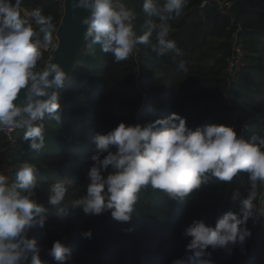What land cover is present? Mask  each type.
I'll return each mask as SVG.
<instances>
[{"label": "trees", "instance_id": "obj_1", "mask_svg": "<svg viewBox=\"0 0 264 264\" xmlns=\"http://www.w3.org/2000/svg\"><path fill=\"white\" fill-rule=\"evenodd\" d=\"M228 2L225 6L217 0H190L183 15L171 21V38L184 53V71L177 70L171 53L156 57L143 45L135 58L115 63L99 44L85 39L70 79L59 90L60 125L45 118V147L38 153L29 150L22 129L13 131L11 138L0 133V164L13 165V179L14 166L23 160L35 162L40 170L37 197L47 207L48 220L30 235L42 246L45 264H57L46 252L57 239L71 249L69 264H171L185 254L190 238L182 232L194 219L214 225L218 215L237 210L238 202L229 203L226 198L237 187L247 194L246 175L231 183L212 178L182 202L149 186L139 194L128 223L114 220L110 211L86 216L82 210L69 208L67 215L58 217L46 205L48 186L57 181L68 186L69 202L84 194V170L91 163L88 157L95 147L94 135L106 133L121 121L143 124L176 112L187 117L193 129L217 122L234 126L245 138L264 135V0ZM127 6L137 13L134 31L142 35L146 30L142 0H127ZM23 7L27 12L41 8L44 15L54 17L56 26L62 16L56 0H24ZM234 34L241 63L229 72ZM50 50L44 52L41 64ZM259 199L264 200V189ZM248 227L252 236L244 251L239 245L231 256L216 250L212 255L215 264H264V227L259 219H250ZM88 229L92 238H82Z\"/></svg>", "mask_w": 264, "mask_h": 264}, {"label": "clouds", "instance_id": "obj_2", "mask_svg": "<svg viewBox=\"0 0 264 264\" xmlns=\"http://www.w3.org/2000/svg\"><path fill=\"white\" fill-rule=\"evenodd\" d=\"M190 0H142L145 31L137 35L135 13L127 0H72V8L88 11L81 23L86 25L85 39L99 44L115 63L135 58L140 46H149L156 57L171 53L178 71L186 70L184 53L171 38L173 24ZM24 0H0V132L9 135L23 130L22 139L29 150L38 153L45 147V118L62 121L60 89L70 79L58 62L43 64L44 52L56 49L52 37L54 17L41 8L27 12ZM153 17L158 18L154 20ZM23 94L21 95V91ZM91 161L84 170L87 180L83 195L68 201L69 188L57 181L47 189L46 205L58 217L69 208L86 216H100L110 211L121 223L131 221L142 189L151 187L168 198L183 201L198 193L212 178L231 183L247 177L244 195L235 188L226 200L237 203L216 217L215 223L194 219L182 232L190 238L185 254L171 264H215L213 252L223 250L231 256L237 245L252 236L248 221H261L264 227V135L245 138L234 126L217 122L197 126L187 124V117L173 112L143 124L121 121L106 133L97 132ZM14 179L0 170V264H45L42 246L30 235L33 228H44L47 207L37 197L41 189L39 168L23 160L14 166ZM131 231V229H128ZM92 230L81 233L91 239ZM208 249H211L209 251ZM57 264H69L71 249L57 239L46 249Z\"/></svg>", "mask_w": 264, "mask_h": 264}, {"label": "water", "instance_id": "obj_3", "mask_svg": "<svg viewBox=\"0 0 264 264\" xmlns=\"http://www.w3.org/2000/svg\"><path fill=\"white\" fill-rule=\"evenodd\" d=\"M56 1L62 6V16L52 37L56 40L57 48L49 51L45 62L53 60V62L60 63L70 77L85 42L84 33L87 26L83 25L81 21L89 13L83 8L73 9L72 0Z\"/></svg>", "mask_w": 264, "mask_h": 264}, {"label": "built area", "instance_id": "obj_4", "mask_svg": "<svg viewBox=\"0 0 264 264\" xmlns=\"http://www.w3.org/2000/svg\"><path fill=\"white\" fill-rule=\"evenodd\" d=\"M217 1H219V3H221L222 5H225V6L229 5L228 0H217ZM237 41H238V39H237L236 35L234 34L233 35V41H232V49H233L234 53H233L232 59L229 62V67H228L229 72H231L233 67L237 68L238 66H240V63H241V48H240V45ZM0 133H2V132H0ZM12 133L10 134V136L6 135L4 133H2V134L7 136L8 138H11ZM0 170L7 172L12 177L13 165H10L8 163H1L0 164Z\"/></svg>", "mask_w": 264, "mask_h": 264}, {"label": "rangeland", "instance_id": "obj_5", "mask_svg": "<svg viewBox=\"0 0 264 264\" xmlns=\"http://www.w3.org/2000/svg\"><path fill=\"white\" fill-rule=\"evenodd\" d=\"M53 42H55L56 40L54 38H52Z\"/></svg>", "mask_w": 264, "mask_h": 264}]
</instances>
